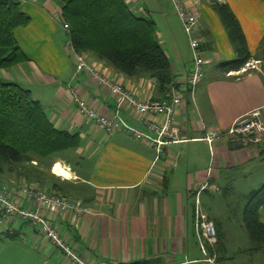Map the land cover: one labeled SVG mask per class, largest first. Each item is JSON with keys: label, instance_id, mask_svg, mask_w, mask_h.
<instances>
[{"label": "crops", "instance_id": "1", "mask_svg": "<svg viewBox=\"0 0 264 264\" xmlns=\"http://www.w3.org/2000/svg\"><path fill=\"white\" fill-rule=\"evenodd\" d=\"M181 1L197 16L196 38L206 59L204 77L193 98L184 85L192 61H187L182 51L184 32L179 17L174 14L172 0H166L169 15V10L161 6L154 23L161 45L166 46L164 50L172 63L176 82L180 84L178 91L172 90L164 96L154 80L147 77L129 79L85 54L87 64L102 77L123 85L141 101L168 99L174 93L180 95L182 104L174 117L178 141L167 143L158 159L146 139L123 131L106 136L94 122L79 115L77 98L84 100L96 113L117 116L127 127L151 139L157 135L149 124H162L164 119L154 114L141 115L126 107L118 109L107 89L87 73L76 72L73 57L64 55L61 39L55 33V12L51 11L57 6L53 0H34L27 4L28 13L23 12L29 15L30 23L17 29L15 38L30 60L0 73L3 80L29 90L55 128L79 138L78 148L56 157L50 170L43 165L36 166L35 162L28 168L12 166L4 168L0 182L9 187L11 200L25 209L30 205L17 193L21 183L47 193L62 194L71 202L79 203L83 213L78 217L70 211L43 214L88 264H136L141 261L232 264L228 258L232 252L219 257L214 250L227 228L224 207L232 197L230 191L234 183L241 177L252 176L259 167L264 139L257 147H243L238 139L225 135L211 147L202 139L210 130L225 134L234 120L255 110H259L264 120V67L256 66L244 74L221 73L218 64L234 59L235 53L211 8L212 1ZM215 1L228 4L254 56L251 62L261 64L263 50L258 47L262 46L264 35V2ZM126 3L137 15H153L149 7L152 2L145 3L146 7L142 0H126ZM170 14L175 17L174 23ZM34 16L38 17V26H32ZM36 32L41 33L45 41H35ZM55 166L64 169L68 178L54 174ZM208 179L214 190L202 194L200 206L216 225L217 243L214 246L205 243L202 248L194 232V193ZM262 185L264 181L245 187L242 196ZM259 219L264 223V209L260 210ZM222 259L227 260L220 263ZM0 264L70 263L39 232L28 231L26 225L21 224L13 236L0 229Z\"/></svg>", "mask_w": 264, "mask_h": 264}, {"label": "trees", "instance_id": "2", "mask_svg": "<svg viewBox=\"0 0 264 264\" xmlns=\"http://www.w3.org/2000/svg\"><path fill=\"white\" fill-rule=\"evenodd\" d=\"M53 1L68 26L66 34L74 53L91 55L129 79H152L164 96L180 89L172 63L158 40L155 23L135 14L126 0ZM211 1L235 53L234 59L219 63L217 69L223 74L238 72L254 56L228 4ZM30 20L18 2L0 0V73L29 62L17 43L15 31L28 26ZM78 146V136L55 128L29 90L0 76V174L4 168L33 162L50 168L53 159ZM244 200L245 229L252 241L264 245V223L259 219L260 210L264 209V185L247 193Z\"/></svg>", "mask_w": 264, "mask_h": 264}, {"label": "built area", "instance_id": "3", "mask_svg": "<svg viewBox=\"0 0 264 264\" xmlns=\"http://www.w3.org/2000/svg\"><path fill=\"white\" fill-rule=\"evenodd\" d=\"M180 18L184 31L189 39L190 48L193 53V63L189 68L185 78V87L191 98L194 97L195 90L204 77L206 59L200 51V42L196 38L198 33V20L196 14L187 9L181 0H172ZM64 30L68 26L64 25ZM74 59L77 73H87L96 80L103 88L107 89L116 100L118 109L129 108L133 112L141 115L154 114L162 116L163 123H150V129L157 135L156 138H147L120 122L117 116L106 117L96 113L84 100L76 99L77 111L80 116L96 124L99 131L106 136L123 131L132 134L135 138L146 139L154 149L156 156L163 152L164 146L171 142L178 141V130L174 127V117L178 108L182 104L179 94L174 93L169 99H149L141 101L137 99L123 85L111 82L102 77L91 65L87 64L84 54H77L71 49L69 40L65 44ZM259 62H249L236 74H244L256 68ZM230 73L228 75H232ZM223 135L236 138L243 147L259 146L264 139V120L259 110L252 111L234 120L231 128L221 134L218 131H207L203 141L212 146L213 143ZM54 169V167H53ZM208 179L201 183L194 193V232L200 246L206 243L214 246L217 243V229L215 224L202 212L200 198L205 191L214 190V186ZM18 195L29 205V209L15 204L10 197V189L7 185L0 183V229H5L10 235L17 233V227L21 224L29 229L39 232L48 242L60 250L64 259L70 264H88L82 259L58 233L56 227L43 212L53 214L56 212H71L74 216L82 215L83 208L79 203H73L69 199L57 193H47L44 190L36 189L21 183L17 186ZM29 234V232H28ZM203 248V247H202Z\"/></svg>", "mask_w": 264, "mask_h": 264}, {"label": "rangeland", "instance_id": "4", "mask_svg": "<svg viewBox=\"0 0 264 264\" xmlns=\"http://www.w3.org/2000/svg\"><path fill=\"white\" fill-rule=\"evenodd\" d=\"M16 2H18L20 4L21 10L22 11H27L28 13V7L27 4H31V1L34 0H15ZM142 2L144 3L143 5L146 7V4H148L149 2H152L153 4H149L152 6H149L153 9V15H151V13H149V15H144L143 16L147 17V19H151L153 22L155 21V18L157 19V16L160 12L161 6L165 7V10H169L168 11V15L170 13V9H166L169 8L166 6V0H142ZM146 3V4H145ZM56 5V4H55ZM142 6V7H144ZM56 7V6H55ZM175 7V6H174ZM53 14V19L55 21V25L56 27H54L55 29V33L57 34L56 36L59 37V40L61 41L62 44V51L64 53L65 56H68L69 58H72L70 51L67 49L66 47V43L68 41V37L66 34V31L64 30V21L61 17L60 14V9L57 8H53V11H51ZM162 14V13H161ZM175 16L178 18V14L176 12V9L174 11ZM216 14V13H215ZM171 15V19H172V23H174L173 19L175 18L172 14ZM29 16V15H28ZM155 16V17H154ZM217 16V14H216ZM34 22L32 26H35L37 24V16H34ZM218 17V16H217ZM175 20V19H174ZM178 20L180 21L181 24V29L183 30V34H184V38L182 39L181 42V47H182V51L183 54L188 58L187 61L191 60L193 63V53L192 50L190 48V43H189V39L184 31V27L183 24L180 20V18H178ZM219 23L221 24V26L223 27L219 17H218ZM224 29V28H223ZM216 34H218V31H216ZM227 36V34H226ZM45 37L39 33L36 32L35 33V41H45ZM159 40V39H158ZM264 35L262 37V46L264 44ZM164 42V40H163ZM163 45V44H162ZM258 47V50H263L261 53V56L263 55L264 52V46L263 47ZM164 49H166V46H164ZM254 53L256 55L257 51L254 50ZM259 53V52H258ZM258 68H262V66L264 67V60L261 61V64L257 65ZM54 163V159L52 164ZM258 163L260 165H258L259 167H256V169L251 173L252 176H247V177H241V178H237L238 180L234 183L232 190L230 191V195L232 196L230 201H227V206L224 207L226 209V225L227 228L226 230H224L219 242V245H217L214 250L219 254V257H221V255L223 256V254L225 252H232L230 254L229 261L232 264H264V245H260L254 241L251 240L247 230L245 229V226L243 224V216L242 213L244 211V207H245V200L244 197L242 196V193H245L244 189H246L245 187L247 186H251V185H255L256 183L260 182V181H264V154L262 156L261 159H259ZM33 167V165H23L22 168H28V167ZM46 166V165H43ZM51 169V167L49 168V170ZM1 183V182H0ZM256 188V187H255ZM259 187H257L256 189H258ZM226 258V257H224ZM227 260V259H226ZM225 260V261H226ZM223 259L220 261V263L225 262Z\"/></svg>", "mask_w": 264, "mask_h": 264}, {"label": "bare ground", "instance_id": "5", "mask_svg": "<svg viewBox=\"0 0 264 264\" xmlns=\"http://www.w3.org/2000/svg\"><path fill=\"white\" fill-rule=\"evenodd\" d=\"M53 170L54 174H56L58 177L64 179L68 178L67 172L63 171L64 169L62 170L59 166H55Z\"/></svg>", "mask_w": 264, "mask_h": 264}]
</instances>
